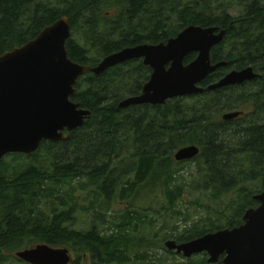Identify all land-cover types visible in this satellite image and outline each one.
<instances>
[{
  "label": "trees",
  "instance_id": "1",
  "mask_svg": "<svg viewBox=\"0 0 264 264\" xmlns=\"http://www.w3.org/2000/svg\"><path fill=\"white\" fill-rule=\"evenodd\" d=\"M218 1L0 0V55L62 17L70 21L67 57L91 67L125 48L166 43L190 25L226 31L210 54L213 65L225 66L201 83L202 93L162 106L119 109L123 99L141 94L151 70L135 60L99 76L88 73L70 98L90 112L81 128L63 142H42L31 157L0 159V264H18L17 252L41 244L73 252L71 264H80L83 255L92 264L144 261L160 231L135 238L137 227L148 225V210L137 203L146 197L151 206L157 192L161 210L173 218L181 214L186 191L216 206L214 220L185 219L181 233L174 227L166 241L176 243L239 227L244 213L258 206L254 197L264 188V0ZM231 9L239 15L231 16ZM195 57L188 55L184 65ZM248 67L257 79L206 90L230 71ZM227 113L240 116L223 121ZM187 146H196L199 155L175 162L174 154ZM186 163L187 181L179 176ZM79 201L87 205L79 208ZM113 204L123 209L107 220ZM79 209L93 214L86 231L73 229ZM164 243L161 250L172 254ZM188 264H207L206 256Z\"/></svg>",
  "mask_w": 264,
  "mask_h": 264
},
{
  "label": "water",
  "instance_id": "2",
  "mask_svg": "<svg viewBox=\"0 0 264 264\" xmlns=\"http://www.w3.org/2000/svg\"><path fill=\"white\" fill-rule=\"evenodd\" d=\"M225 35V30L215 27L190 25L166 43L125 48L94 67L81 66L67 57L70 21L62 17L32 41L0 55V159L11 154L31 157L42 142H63L67 134L81 128L90 112L70 98L75 95L78 80L88 73L99 76L135 60L151 70L141 94L123 99L119 109L162 106L173 99L202 93L201 83L225 66L213 65L210 59L212 49ZM190 54H195V59L184 65ZM257 78L250 67L234 70L206 90L239 86ZM239 116L227 113L222 120L232 121ZM198 155L196 146H187L179 149L173 159L182 163ZM254 200L258 206L244 213L239 227L184 243L168 240L165 249L184 259L204 254L207 264H264V188ZM15 257L25 264H71L68 249L44 244L19 251Z\"/></svg>",
  "mask_w": 264,
  "mask_h": 264
},
{
  "label": "rangeland",
  "instance_id": "3",
  "mask_svg": "<svg viewBox=\"0 0 264 264\" xmlns=\"http://www.w3.org/2000/svg\"><path fill=\"white\" fill-rule=\"evenodd\" d=\"M221 2H242V0H224V1L222 0V1H218V4H220ZM222 8H224V5H222ZM228 13H230L231 16L233 17H237L239 15V12L236 11L235 9L228 10ZM185 169L186 170L183 172L179 171V176L183 177L184 179L188 178V175H186L185 172L188 169H190V167L187 166V163L185 164ZM78 195L80 196V192L78 193ZM153 199L154 202L150 203L152 204L151 206L148 205L149 200L146 197L138 201L137 203L138 207H145L148 210L145 214L147 216L148 221L147 220L146 221L148 225L145 227L141 225L138 226L134 236L136 239L143 237L144 238L147 237L148 239H150L151 235L153 233H156V231H160V235L158 236V239L154 240L156 243L155 249L148 254L147 258L144 259V261H139L136 264H188L189 261H197L199 256L204 257V254H202L195 256L191 259H184L181 256L174 255L173 252H171L172 254H168L162 251L161 246H163V243L168 239L170 234L174 232L173 230L174 227L179 228L177 233H181L184 230L185 228L184 226L186 225V223H184L185 219H187V221L188 220L192 221L198 219L199 217H202V219L210 217L212 220H214L215 217L212 211L216 209V206L211 204L205 197H201L200 195L193 194L190 191H186L182 201L179 204L180 207L179 212H181V214L179 215L178 218H173L171 217L170 214L167 215L161 210L162 195L160 194V192H157L156 196L154 195ZM78 205L79 208H83L84 205H87V202L81 203L79 201ZM207 207L209 209H207ZM122 209H123L122 206L113 204L112 207L109 208V211L107 213V217H106L107 220H110L112 217H117ZM92 215H93L92 213L88 215L79 209V211L74 216L75 225L73 229L77 231H86L87 229H89L91 222H93ZM150 221L153 222L152 227L149 226ZM164 228L165 231H163ZM69 253L71 257V263H74L76 259V255L70 250ZM5 264H17V263L6 261ZM18 264H25V263L19 261ZM80 264H92V263L87 255H83L81 257Z\"/></svg>",
  "mask_w": 264,
  "mask_h": 264
},
{
  "label": "bare ground",
  "instance_id": "4",
  "mask_svg": "<svg viewBox=\"0 0 264 264\" xmlns=\"http://www.w3.org/2000/svg\"><path fill=\"white\" fill-rule=\"evenodd\" d=\"M218 64H220V63H218Z\"/></svg>",
  "mask_w": 264,
  "mask_h": 264
}]
</instances>
